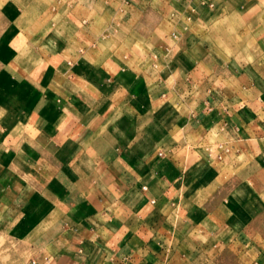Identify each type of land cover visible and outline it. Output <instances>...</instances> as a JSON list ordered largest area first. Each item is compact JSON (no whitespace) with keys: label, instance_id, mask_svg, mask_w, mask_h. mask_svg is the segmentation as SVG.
Masks as SVG:
<instances>
[{"label":"crops","instance_id":"crops-1","mask_svg":"<svg viewBox=\"0 0 264 264\" xmlns=\"http://www.w3.org/2000/svg\"><path fill=\"white\" fill-rule=\"evenodd\" d=\"M6 1L0 237L26 264H264V0Z\"/></svg>","mask_w":264,"mask_h":264},{"label":"rangeland","instance_id":"rangeland-1","mask_svg":"<svg viewBox=\"0 0 264 264\" xmlns=\"http://www.w3.org/2000/svg\"><path fill=\"white\" fill-rule=\"evenodd\" d=\"M44 0L40 3L42 6L41 11L44 10L43 3ZM61 2L60 0H54L53 3L50 1V4L53 5H59ZM39 5V6H40ZM5 9L3 10L6 12V10H14L13 5L10 4V2H7L5 0ZM50 8V7H49ZM7 13V12H6ZM15 14L18 13L17 11L14 12ZM0 14L3 15V13L0 11ZM2 16H0L1 18ZM3 20L2 18L0 19ZM25 24H20V27L25 29ZM12 28V27H10ZM12 30V29H11ZM11 30L8 32V29L5 31L2 30V24H0V41L2 38L7 37ZM30 257L29 253V247L25 241H22L21 239L14 238V237H0V264H26Z\"/></svg>","mask_w":264,"mask_h":264}]
</instances>
